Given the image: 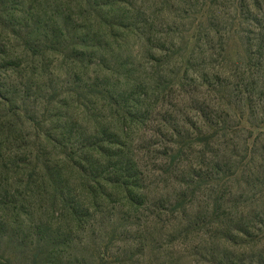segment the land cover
<instances>
[{
	"label": "rangeland",
	"instance_id": "1",
	"mask_svg": "<svg viewBox=\"0 0 264 264\" xmlns=\"http://www.w3.org/2000/svg\"><path fill=\"white\" fill-rule=\"evenodd\" d=\"M0 257L264 264V0H0Z\"/></svg>",
	"mask_w": 264,
	"mask_h": 264
},
{
	"label": "trees",
	"instance_id": "2",
	"mask_svg": "<svg viewBox=\"0 0 264 264\" xmlns=\"http://www.w3.org/2000/svg\"><path fill=\"white\" fill-rule=\"evenodd\" d=\"M0 258L3 259L2 257H0ZM0 264H15V263L12 262V260L7 258L5 261H0Z\"/></svg>",
	"mask_w": 264,
	"mask_h": 264
}]
</instances>
